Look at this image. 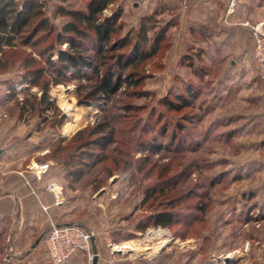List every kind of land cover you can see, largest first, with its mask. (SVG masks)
I'll return each instance as SVG.
<instances>
[{"label": "rangeland", "instance_id": "rangeland-1", "mask_svg": "<svg viewBox=\"0 0 264 264\" xmlns=\"http://www.w3.org/2000/svg\"><path fill=\"white\" fill-rule=\"evenodd\" d=\"M40 1L58 32L70 18L57 10L84 11L89 0ZM254 3L263 23L251 25L264 29V0ZM157 6L151 0L110 5L106 15L123 7L113 40L129 33L135 38L142 17L150 19L151 38L165 28L175 13ZM56 33L43 31L29 42L18 38L15 47L0 50V178L27 174L28 184L44 182L38 168L49 165L44 186L61 189L59 224L93 234L97 264H264V80L254 60L233 66L201 55L194 67L182 61L184 52L167 34L156 55L130 69L141 83L105 96L94 92L92 69L82 75L66 71L54 84L58 53L69 49ZM92 40L78 43L97 65ZM31 57L39 62L26 68ZM39 65L49 75V110L37 104L40 86L28 83L29 69ZM187 85L199 91L197 99L191 107L170 110L165 100L176 101ZM25 100L30 101L22 108ZM99 126L105 131L91 134ZM112 131L105 149L91 145L94 158L79 160L86 157L81 145L110 138ZM78 167L85 174L76 182L70 172ZM163 212L173 216L166 227L154 220ZM47 222L46 232L53 225ZM44 235L37 247L54 264ZM5 240L0 239V264ZM85 264H93L87 254Z\"/></svg>", "mask_w": 264, "mask_h": 264}, {"label": "trees", "instance_id": "trees-1", "mask_svg": "<svg viewBox=\"0 0 264 264\" xmlns=\"http://www.w3.org/2000/svg\"><path fill=\"white\" fill-rule=\"evenodd\" d=\"M116 1L117 0H89L86 5V10L84 11L68 10L60 7L57 13L69 17L70 20L57 32L50 18L45 15L43 9L44 4L40 0H0V50L6 47H15V41L18 38L29 42L40 32L49 31L50 34L57 32L56 39L60 42L67 39L69 42V49L60 50L58 53V64L60 66L55 69L57 76L54 78V84L61 83L60 77H63L66 71H73L75 74L82 75L84 69H92L97 78L94 86V92L97 94L101 93L105 96H111L118 93L123 87H136L141 83V78L137 77L138 73L130 69H134L157 54L166 35H169L171 27L177 24L178 15L175 14L167 22L166 27L157 31L152 38L149 35L152 28H149L147 25V20L149 18L142 17L140 28L135 34V38L131 37L129 33L114 41L112 37L120 28L119 20L123 12V7L114 11L111 15H106L105 11ZM163 5L159 4L157 6L160 12L163 10L168 11ZM169 8L170 12H176V9ZM35 20H37L36 24H34ZM31 25H33V28L30 30L29 27ZM28 30L29 32L31 31L29 36H27ZM92 38L94 40H92ZM86 39L92 40L95 43L94 46L97 51L96 57L100 58L97 65H94L95 59L84 55L87 48H85L82 43H78V41ZM200 56L201 54L199 52L191 56L185 55L182 61H185V58L189 59L187 61L191 62V66L195 67L194 60L199 59ZM38 62L36 58L31 57L29 62L26 63V68ZM198 63H200V61ZM28 75L30 76L28 83L32 86H40L42 89V95L39 101H37V104H39L40 107L45 105L47 106L46 110H49V106L51 105L48 95L50 81L45 78L46 75H48L46 68L40 65L38 67H32V69H29ZM198 92V90L187 85L184 93L176 94V101H169L166 99L164 104L170 110L178 111L183 108L191 107L193 99H197ZM29 101L30 100H25L22 108L27 105ZM32 107H35L34 103H32ZM104 131V126H99L97 129L91 130L90 132L91 134H101ZM109 135L110 138L95 139L93 143L87 142L84 143L86 145H81L78 151L80 148H84L82 154L86 157L79 160H82L84 163L87 162L85 158L89 159V161L92 160V158H94V151L88 149V147L92 145L100 147V149H105L107 144L112 140L111 136H113V131ZM82 154L81 156H83ZM70 165L72 164L70 163ZM73 171H75V179L73 180L79 182L85 174V169L78 167L73 169L70 173ZM154 220L156 225L166 227L173 221V216L171 213H158L154 217ZM2 253L0 248V255H2Z\"/></svg>", "mask_w": 264, "mask_h": 264}, {"label": "crops", "instance_id": "crops-1", "mask_svg": "<svg viewBox=\"0 0 264 264\" xmlns=\"http://www.w3.org/2000/svg\"><path fill=\"white\" fill-rule=\"evenodd\" d=\"M151 1L164 4L168 12L169 7L176 9L178 22L171 27L169 35L174 47L184 52L182 56L197 51L206 56V61L233 66L254 60L251 24L263 23L256 18L254 0H188L187 7L179 0ZM254 73L246 74V79ZM14 176L16 180L13 181L0 178V238L6 239L5 264H52L44 250L37 247L39 244H35L42 237L39 235H44V229L50 226L47 220L60 225L64 206L56 204L53 194L45 189L46 172L42 178L44 182L39 180L29 184L31 177L27 174ZM92 242L94 246V240ZM85 258L84 252H78L66 264H85ZM111 262L113 260L108 261Z\"/></svg>", "mask_w": 264, "mask_h": 264}, {"label": "built area", "instance_id": "built-area-1", "mask_svg": "<svg viewBox=\"0 0 264 264\" xmlns=\"http://www.w3.org/2000/svg\"><path fill=\"white\" fill-rule=\"evenodd\" d=\"M187 7L188 0H179ZM255 47L253 58L256 69L261 79L264 80V29L258 24L252 26ZM49 165H41L38 170L41 175L47 172ZM39 178V179H40ZM48 189L53 192L56 204H60V190L55 184L49 185ZM46 210V208H44ZM93 234L83 230L77 225H52L44 237V245L54 264H66L76 253L87 254L91 263L94 262L96 254L92 252Z\"/></svg>", "mask_w": 264, "mask_h": 264}, {"label": "water", "instance_id": "water-1", "mask_svg": "<svg viewBox=\"0 0 264 264\" xmlns=\"http://www.w3.org/2000/svg\"><path fill=\"white\" fill-rule=\"evenodd\" d=\"M1 153H2V150H0V155H1ZM40 240H41V238L37 240V242H36L35 245H38V244L40 243ZM93 240H94V238H93ZM119 251H120V250H119ZM94 253L96 254V256H95V259H94L93 264H97L98 255H97V250H96V249L94 250Z\"/></svg>", "mask_w": 264, "mask_h": 264}, {"label": "bare ground", "instance_id": "bare-ground-1", "mask_svg": "<svg viewBox=\"0 0 264 264\" xmlns=\"http://www.w3.org/2000/svg\"><path fill=\"white\" fill-rule=\"evenodd\" d=\"M81 115V114H80ZM70 127V126H69ZM72 128V127H71ZM57 189H59L58 187H57ZM123 247V246H122ZM128 253V252H127Z\"/></svg>", "mask_w": 264, "mask_h": 264}]
</instances>
